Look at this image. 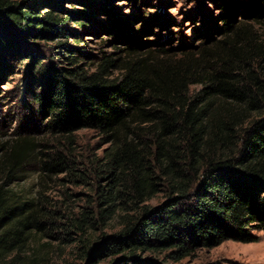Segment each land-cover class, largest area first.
<instances>
[{"label":"trees","instance_id":"trees-1","mask_svg":"<svg viewBox=\"0 0 264 264\" xmlns=\"http://www.w3.org/2000/svg\"><path fill=\"white\" fill-rule=\"evenodd\" d=\"M64 1L0 0V83L26 64L20 103L37 116L32 132L69 147L77 133H97L106 148L89 167L95 209L68 216L17 190L14 172L34 144L16 140L0 158V264H37L44 238L74 244L84 264H166L228 241L257 242L264 232L262 82L251 71L205 72L206 49L195 60L186 46L152 50L111 0H70L80 6L73 11ZM217 1L222 34L235 40L247 32L236 24L264 22V0ZM97 16L119 42L111 52L83 45L79 30L98 24ZM43 42L55 44L47 56L35 48ZM73 165L60 151L40 160L42 172L83 180ZM114 219L119 230L88 237Z\"/></svg>","mask_w":264,"mask_h":264},{"label":"rangeland","instance_id":"rangeland-1","mask_svg":"<svg viewBox=\"0 0 264 264\" xmlns=\"http://www.w3.org/2000/svg\"><path fill=\"white\" fill-rule=\"evenodd\" d=\"M110 4L127 17L131 34L147 42L152 50H157L160 44L164 48H172L173 52H177L180 46H186L187 53H191V58L195 60L201 59L200 52L206 49L210 54L202 62L205 72H218L221 69L237 73L251 71L264 87V22L236 24V27L242 26L247 32L243 38L235 40L232 33L222 34L217 0H111ZM63 6L67 11L80 8L70 0H65ZM114 6L111 8L116 9ZM95 19L98 24H89V29L79 30L83 45L92 54L113 51L112 44L119 42L114 35L101 29L105 25L104 17L97 16ZM54 45L43 42L35 48L47 56ZM161 57L165 58L166 55L161 53ZM169 58L177 61L182 55ZM25 65L15 69L9 81L0 83V158L16 140L29 139L34 145L26 152L23 164L14 172V187L28 197L41 196L49 207L64 215L76 216L81 211H93L95 180L89 167L95 157L102 155L106 145L92 131L77 133L71 147L45 133L32 132L31 122L35 126L39 123L37 116L26 104L20 103L28 80ZM200 89L201 86L190 88L194 93ZM240 115L242 120L248 116L246 113ZM58 151L73 160L74 173L82 176L83 180L70 178L67 173L40 170L43 156ZM161 201L160 194L149 205L154 207ZM118 224L114 219L106 228L89 232L88 237L95 238L100 233L112 234L119 230ZM256 234L258 241L255 243L228 241L214 248L200 249L180 262L168 261L166 264H264V232ZM41 242L47 246L39 250L37 264H84L74 244L62 243L56 238H44Z\"/></svg>","mask_w":264,"mask_h":264}]
</instances>
